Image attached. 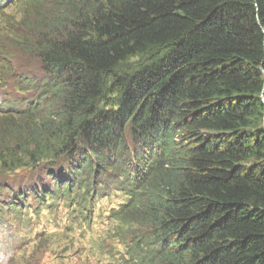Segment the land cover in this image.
Returning <instances> with one entry per match:
<instances>
[{
  "label": "trees",
  "instance_id": "obj_1",
  "mask_svg": "<svg viewBox=\"0 0 264 264\" xmlns=\"http://www.w3.org/2000/svg\"><path fill=\"white\" fill-rule=\"evenodd\" d=\"M10 9L0 221L37 217L33 197L89 225L117 199L105 218L135 224L130 264H264V0H0Z\"/></svg>",
  "mask_w": 264,
  "mask_h": 264
},
{
  "label": "rangeland",
  "instance_id": "obj_2",
  "mask_svg": "<svg viewBox=\"0 0 264 264\" xmlns=\"http://www.w3.org/2000/svg\"><path fill=\"white\" fill-rule=\"evenodd\" d=\"M13 94L6 92L2 100L6 101ZM21 156L27 161L26 153ZM9 197L0 195V206L8 205ZM117 201L114 199L112 203L98 207L96 215L101 211L104 216L95 219L92 225L79 222L76 226L67 209L61 207L52 214L46 210L37 211L36 202L29 197L27 203L33 207L30 211L35 210L38 214L35 220L6 214L0 221L8 223L7 228H0V264H127L125 257L130 237L126 236L124 244L119 241L116 233L121 229H117L118 224L105 218V212L115 207ZM22 227L26 231L14 238L11 230L19 231Z\"/></svg>",
  "mask_w": 264,
  "mask_h": 264
},
{
  "label": "bare ground",
  "instance_id": "obj_3",
  "mask_svg": "<svg viewBox=\"0 0 264 264\" xmlns=\"http://www.w3.org/2000/svg\"><path fill=\"white\" fill-rule=\"evenodd\" d=\"M129 142H130V141H129ZM1 187H2V186H1V184H0V188H1ZM106 194H107V193H106ZM106 194H105V195H106Z\"/></svg>",
  "mask_w": 264,
  "mask_h": 264
}]
</instances>
